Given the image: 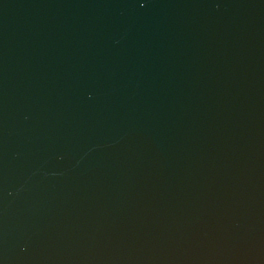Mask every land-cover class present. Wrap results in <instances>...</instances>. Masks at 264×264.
Segmentation results:
<instances>
[{"label": "water", "instance_id": "95a60500", "mask_svg": "<svg viewBox=\"0 0 264 264\" xmlns=\"http://www.w3.org/2000/svg\"><path fill=\"white\" fill-rule=\"evenodd\" d=\"M0 264H264V0H0Z\"/></svg>", "mask_w": 264, "mask_h": 264}]
</instances>
